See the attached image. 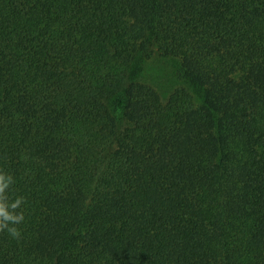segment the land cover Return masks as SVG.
<instances>
[{
	"label": "trees",
	"instance_id": "trees-1",
	"mask_svg": "<svg viewBox=\"0 0 264 264\" xmlns=\"http://www.w3.org/2000/svg\"><path fill=\"white\" fill-rule=\"evenodd\" d=\"M0 173V264H264V0H0Z\"/></svg>",
	"mask_w": 264,
	"mask_h": 264
},
{
	"label": "rangeland",
	"instance_id": "rangeland-1",
	"mask_svg": "<svg viewBox=\"0 0 264 264\" xmlns=\"http://www.w3.org/2000/svg\"><path fill=\"white\" fill-rule=\"evenodd\" d=\"M142 79L158 92H170L181 84L179 64L175 60L163 57L155 49L144 54Z\"/></svg>",
	"mask_w": 264,
	"mask_h": 264
},
{
	"label": "clouds",
	"instance_id": "clouds-1",
	"mask_svg": "<svg viewBox=\"0 0 264 264\" xmlns=\"http://www.w3.org/2000/svg\"><path fill=\"white\" fill-rule=\"evenodd\" d=\"M11 182V177H6L0 173V193L3 192L5 188L8 187V184ZM20 203L19 200L15 204H12L11 207L15 208ZM23 219L22 215L13 216L9 212L5 211V208L0 204V229L7 228L10 235L13 237L17 236L19 233L15 227H9L8 222L11 221L13 224L19 223Z\"/></svg>",
	"mask_w": 264,
	"mask_h": 264
}]
</instances>
